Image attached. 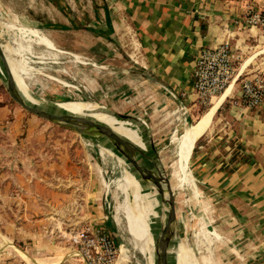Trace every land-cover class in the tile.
Here are the masks:
<instances>
[{"label":"crops","instance_id":"obj_1","mask_svg":"<svg viewBox=\"0 0 264 264\" xmlns=\"http://www.w3.org/2000/svg\"><path fill=\"white\" fill-rule=\"evenodd\" d=\"M16 3V10L11 7V11L43 34L39 36L43 45L82 60L81 80L88 90L84 95L96 93L104 104L141 112V120L151 126L136 118L127 120L137 145L143 147L141 139L149 134L146 128L181 120L170 145L176 144V165L183 164V171H188L191 156L200 193L207 199L210 233L221 237L215 243L222 254L213 264H264V107L234 102L240 81L264 68V47L246 55L261 46L264 36L241 23L246 4L264 7V0ZM226 38L231 41L235 67L231 89L223 97H214L209 108L190 123L200 106L192 83L196 56L202 47ZM133 55H137V63ZM211 109L213 115L205 131L193 137L204 118L187 132L193 143L181 151L179 137ZM68 145L63 133L37 117L8 103L0 106V264H83L64 236L70 228L87 223L102 226L119 238L116 230L109 229L102 203L101 170H95L97 165L92 163V171L86 170L93 172L90 179L82 178L85 168L72 162ZM78 151L75 149L74 155ZM184 156L187 159L182 161ZM138 183L149 199L154 197L153 202L162 204L153 183L139 177ZM126 215L125 210L127 232L142 253H147V248L150 253L154 219L146 211L145 238L149 243L145 246L143 239L132 234ZM178 246L183 264H199L187 245L178 242ZM143 247H147L145 251ZM127 262L136 264L133 254L122 245L117 263ZM149 264H155L154 260Z\"/></svg>","mask_w":264,"mask_h":264},{"label":"rangeland","instance_id":"obj_2","mask_svg":"<svg viewBox=\"0 0 264 264\" xmlns=\"http://www.w3.org/2000/svg\"><path fill=\"white\" fill-rule=\"evenodd\" d=\"M8 4H10L9 7H7ZM16 4V0H0V8L3 9V11L0 10V43L5 47L6 52L9 53L11 58L14 59L15 62L10 63L12 67L24 64L28 69L25 74L22 72H15L20 83L22 78L21 75H23L26 84L30 88L31 94H35L34 96L36 97L42 95L46 97V100L48 99L51 102L55 99L68 100L59 104L85 103L88 101L103 107V109L112 112L114 115H130L131 117L138 118L140 120L141 118H144L141 112L132 111L131 109L125 110L122 107L112 105V103L110 104V102L109 104L102 103V100H99L96 93L93 95H84L88 90L86 84L81 80V69L83 65L81 64L82 60L80 58L77 59L76 57H71L70 55L60 54L54 49L46 47L42 44L44 43V40L40 43L38 37L43 36V34H41L38 29H35L31 25L25 23L23 18L20 19L17 13L11 11V7L16 10ZM46 45L49 46L48 43H46ZM262 47H264V42L259 48L251 50V52L246 53V55H252L256 51L261 50ZM49 75L57 80L49 79ZM95 76L96 75L91 74L90 77L95 78ZM23 88L25 89V87ZM213 100L214 97L206 104L205 107L202 105L199 106V109L197 108V110L194 111V115L190 117L189 122H195L199 116H201L209 108ZM0 103H8L12 106H17L28 115H32L19 107L8 96L1 80ZM53 110H56V108ZM208 113L209 111H207L197 125L189 128V132L191 129H196ZM37 118L40 119L42 123L49 125L50 128H55L58 132L65 135V138L69 143V152L73 154L71 155L72 162L77 163V165H83L85 168V170L81 172L82 178H86L87 176V179H90V175L93 174V172H86V170L92 169V163H94L95 166H98H96L95 170H101L98 179L101 182L99 186L102 190V203L107 215V221L110 225L109 229L116 230L119 235V245H124L133 254L136 264H149L150 260L155 259V245L153 237L151 243H149L148 238L147 240L145 238V207L142 203H137L136 212L133 209V201L135 200L133 194L129 189L124 191L119 185L122 184L123 176H126V169L128 170L130 166L124 164V157L116 156L111 150L106 148L108 147V143L105 139H87L74 131L59 127L39 117ZM96 118L102 117L98 116ZM103 119L109 120L105 117ZM180 121L181 120H178L173 123L165 121L164 123L157 125L155 128H146L149 133L146 139L149 142L154 143L156 149L158 150L157 154L153 155L158 159L160 165L170 179L175 196L176 211L179 218L178 232L170 245L169 260L172 261L174 259V248L177 247L178 242H182L191 249L195 257L198 259L199 264H213L214 259L216 258L215 260L218 261L220 255L222 254L219 251V247H216L218 243H215L216 240H221V237L214 235L212 232L210 233L212 228L209 223L207 199L203 194L204 192L200 193L201 188L196 182V175L191 165V156L188 161V171L179 170V166L176 165L179 158L176 155V144L170 145L172 132ZM86 122L92 130H100V126H103V123L97 119L86 120ZM146 123V127L151 126L148 122ZM186 131L188 132V130ZM183 135L179 137V146L185 140ZM134 137L136 140L135 133ZM99 145L105 147L101 146L100 151V148L98 147ZM75 149L79 150L77 155H74ZM86 154L87 156H85ZM186 159L187 156L184 160ZM182 167H184V165H182ZM118 182L121 183L118 184ZM125 210L132 234L136 238L138 237L139 239H143L145 246L149 243L148 246L150 253L148 249H146L147 247H143L144 251L145 249L147 250V253H142L139 246L127 232ZM162 210L158 211V216L154 217L155 222L152 224L154 234L158 233L160 226V214ZM109 232L111 233L110 230ZM114 240L116 241L115 238ZM125 264L131 263L127 262Z\"/></svg>","mask_w":264,"mask_h":264},{"label":"built area","instance_id":"obj_3","mask_svg":"<svg viewBox=\"0 0 264 264\" xmlns=\"http://www.w3.org/2000/svg\"><path fill=\"white\" fill-rule=\"evenodd\" d=\"M241 23L258 29L264 36V7L246 4ZM137 55L132 60L137 63ZM234 57L229 38L213 45L202 47L195 59L192 83L198 104H206L221 94L234 79ZM235 103L249 108L264 107V68L239 83ZM83 264H118L121 245L102 227L89 223L70 228L64 236Z\"/></svg>","mask_w":264,"mask_h":264},{"label":"water","instance_id":"obj_4","mask_svg":"<svg viewBox=\"0 0 264 264\" xmlns=\"http://www.w3.org/2000/svg\"><path fill=\"white\" fill-rule=\"evenodd\" d=\"M7 55L11 57L9 53L6 52L5 47L0 43V80L8 96L19 107L36 117L44 119L59 127L74 131L87 139H105L108 143V147L106 148L111 150L113 154L126 157L131 161V165L128 169L130 173L135 177L148 180L155 185L162 202L163 210L160 214L158 233L154 234V262L155 264H169L170 245L178 232L179 218L176 211L175 196L170 179L166 175L158 159L153 155L157 154L158 151L154 143L149 142L147 139H141L142 147L107 127L100 126V130H92L82 115L71 113L58 105L59 103L68 100L55 99L52 103L56 110H47L40 105L26 101L16 88V82L12 75ZM25 69L26 71H24L23 74L28 71L26 67ZM119 118L122 120L134 119V117H131L130 115L120 114ZM140 121L147 125L144 120ZM101 146L102 145L98 146L100 151ZM148 151H152L153 153ZM146 163H149L150 166Z\"/></svg>","mask_w":264,"mask_h":264},{"label":"bare ground","instance_id":"obj_5","mask_svg":"<svg viewBox=\"0 0 264 264\" xmlns=\"http://www.w3.org/2000/svg\"><path fill=\"white\" fill-rule=\"evenodd\" d=\"M38 38H39V42L41 43V41H43V40H41L40 37H38ZM7 59H8L9 65H10V69H11L12 73L14 74V77L16 78V81L21 86L20 87L16 83V88H17L18 92L20 93V95L26 101H28L30 103L37 104V105H41L43 108H45L47 110L55 109L53 103L48 102V101H44V100H41V99H37V98L33 97L31 93H29L28 91H26L23 88V86L21 85L20 81L17 78L16 72L17 73L18 72H20V73L22 72L23 73L24 71H26L25 65L24 64H20L19 66H16V67L13 66L12 67L10 63H14L15 62L14 59L9 57L8 55H7ZM231 83L226 87V89L218 97H223V96H225L228 93V91H230L231 86H232ZM58 105L61 108L65 109V110H67V111H69L71 113L82 115L86 120H91V119L100 120L103 123V127H107L109 129H111L112 131L116 132L117 134L125 137L129 141L137 144L136 140H135V137H134V131H133V128L130 125V123L128 121H126V120H121L119 118V115H114L112 112H110V111H108L106 109H103V107H100V106H98L96 104H89V103H69V104H58ZM212 115H213V109H211V111H209V113L207 114V116L203 120L202 124L198 127L196 132L193 134V137L197 138V137H199V135H201L205 131V129L207 128L208 124L210 123ZM98 116H100L102 118H96ZM104 117L108 118L110 121L103 119ZM191 131H192V129L190 130V132ZM188 132H189V129H188ZM183 136L185 137V140H184V142H182V144H180L179 148H180L181 151L182 150L186 151V150H188L190 148L191 143H192L194 138L191 137V139L188 138L189 139L188 140L187 139V131L184 132ZM185 158H186V156L181 157L180 159L183 161ZM124 162L127 165H131V161L128 158H126V157H124ZM180 169H182V171H183L184 168L182 166L181 167L179 166V170ZM119 183H121V182H118V184ZM119 185L122 187V189L124 191H127V189H129L131 191V193L133 194V197L135 199L134 201L136 202V204H135V202L133 201V203H134L133 209L136 212H137V210H136L137 203H139V204L142 203L144 205V207H145V210L149 213V215L153 219H154L155 216H158V211L162 210V207H163L162 204L158 203V202L156 204L155 202L152 201V200H154V197H151V199H152L151 200L143 193L144 191L141 190V187H140V185L138 183V177H135L132 173H130L126 169V176L125 177L123 176V182H122V184H119ZM158 207L161 208V210ZM137 215H138V213H137ZM138 217H139V215H138ZM123 256L126 257V253H124ZM172 261H173V264H183L182 259L180 257L178 244H177V247L174 248V259Z\"/></svg>","mask_w":264,"mask_h":264},{"label":"trees","instance_id":"obj_6","mask_svg":"<svg viewBox=\"0 0 264 264\" xmlns=\"http://www.w3.org/2000/svg\"><path fill=\"white\" fill-rule=\"evenodd\" d=\"M1 105H3V103H0V106H1ZM204 107H205V106H204ZM204 107H203V108H204ZM193 150H194V148L192 149V151H193ZM192 153H193V152H192ZM116 240H117V244L119 245V244H120L119 238L116 237Z\"/></svg>","mask_w":264,"mask_h":264}]
</instances>
